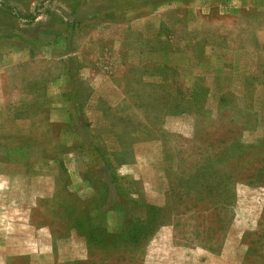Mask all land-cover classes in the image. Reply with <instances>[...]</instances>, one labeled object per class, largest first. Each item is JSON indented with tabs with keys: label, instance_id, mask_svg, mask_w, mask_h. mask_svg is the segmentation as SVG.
<instances>
[{
	"label": "rangeland",
	"instance_id": "374dc122",
	"mask_svg": "<svg viewBox=\"0 0 264 264\" xmlns=\"http://www.w3.org/2000/svg\"><path fill=\"white\" fill-rule=\"evenodd\" d=\"M0 264H264V0H0Z\"/></svg>",
	"mask_w": 264,
	"mask_h": 264
}]
</instances>
